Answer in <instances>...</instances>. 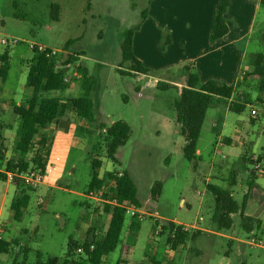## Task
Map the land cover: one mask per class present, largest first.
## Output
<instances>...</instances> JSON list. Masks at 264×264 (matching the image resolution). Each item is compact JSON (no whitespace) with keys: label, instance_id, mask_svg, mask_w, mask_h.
Returning a JSON list of instances; mask_svg holds the SVG:
<instances>
[{"label":"rangeland","instance_id":"1","mask_svg":"<svg viewBox=\"0 0 264 264\" xmlns=\"http://www.w3.org/2000/svg\"><path fill=\"white\" fill-rule=\"evenodd\" d=\"M237 1L240 0H234L230 14H225L227 24L234 30L238 23L247 27L253 23L248 32L249 43L237 44L238 47L243 44L245 53L236 74L239 69L244 71L249 67L254 53L264 50V41H260V31L264 30V5H260L258 11L251 6L239 13ZM246 1L252 5L257 2ZM52 4L60 7L57 21L50 15ZM212 5V0H91L90 3L89 0H0V34L21 41L9 50L8 77L5 82L0 81L3 88L1 99L13 100L15 104L24 98L27 60L33 57L27 44L37 43L57 50L60 62L71 55H79L68 70L67 89L47 95L61 99L81 97L83 89L75 72L76 66L82 65L93 81L88 99L94 114V120L88 121L94 131L91 139L78 134L77 119H73L70 125L62 122L61 127H52L43 172V183L46 184L37 188L23 185L30 189V202L20 221L13 218L10 208L16 186L8 180L9 183H0V199H3L0 225L4 239L12 243L8 252L0 255V264H36L39 253L63 257L70 241L83 244L90 239L87 235L90 228H94L97 236L102 234L107 221L104 200L85 196L89 194L86 191L92 174L91 160L96 154L102 161L99 176L106 177L107 171H127L137 187L140 202L137 207L129 202L123 203L124 207L127 203L137 211L140 226L134 239L128 241L132 217L127 215L121 241L104 257V264H115L120 258L127 260L128 251L131 264L147 263L142 259L152 257L151 244L159 241L169 245L166 233L155 234L156 221L160 225L166 220H176L187 226L191 233L196 231L195 228L213 227V217L219 212L209 184L225 192L238 190L235 198L241 203L249 175L241 168L245 166L251 172L255 164L250 160L243 165L239 158L240 148L220 142L224 137H247V158L250 159L253 153L257 160L264 153V117L259 115L258 121L252 123L250 106L236 113L228 109L227 99L213 97L203 122L198 141L200 153L195 162H188L184 157L185 139L178 122L183 113L185 88L188 87L187 75L182 68L190 62L184 60L186 43H173L171 47L167 40L170 39L171 43L176 33L182 35L178 26L191 22L197 24V27L193 25L196 32L192 38L195 36L199 42L197 47L201 46ZM130 30L134 32L136 42L133 52L135 49L143 60L136 57L149 69L145 74L121 72L129 71L132 66V61L122 59L121 52L122 41ZM185 38L191 39V36ZM2 48L0 46V51ZM202 51L211 56L208 48ZM250 94L253 101L262 96L255 87ZM253 104L258 109L264 107ZM119 120L129 124L131 134L119 149V162L115 163L108 158L99 132L102 126H110ZM0 123L3 125L0 132L7 124L18 127V119L11 108L3 113ZM7 136L6 158L9 159L13 155L15 135L10 132ZM254 143L256 146L252 147ZM36 152L30 153L29 159ZM231 179H236L238 189L230 188ZM106 182V190L115 184L110 178ZM156 182H161L162 188L153 199L151 189ZM259 182L264 184V178ZM49 183L53 185L49 186ZM94 194L98 195L97 192ZM233 219V227L221 233L244 241L243 255L239 242L232 243L230 238L218 236L212 245H208V264H241L244 261V264H254L260 249L247 245L251 237L241 228L240 215H233ZM190 246L194 245L189 243ZM20 247L26 248L28 255L23 258L20 255L13 263ZM164 249L161 246L156 256L160 260Z\"/></svg>","mask_w":264,"mask_h":264},{"label":"trees","instance_id":"2","mask_svg":"<svg viewBox=\"0 0 264 264\" xmlns=\"http://www.w3.org/2000/svg\"><path fill=\"white\" fill-rule=\"evenodd\" d=\"M91 0H89V3ZM264 5V0L260 1ZM230 0H221L216 8L214 23L212 26L210 41L215 42L228 34L229 28L226 23L225 14L228 12ZM90 5L88 4L89 8ZM60 7L57 4L51 5V18L58 20ZM144 16V14H143ZM134 32H127L121 44L122 59L124 61H132L129 71H121L126 74H145L149 72L142 62L134 55L133 52ZM260 41H264V30L260 31ZM71 41L68 42V44ZM170 41L167 40V45ZM9 50L10 47L4 48L0 54V81L5 82L9 73ZM78 54L71 55L65 61H59V57L49 56L45 53L33 51V57L28 63V74L26 78V88L32 91V95L22 105H14L12 103L0 102V118L5 109L11 108L12 112L18 119V127L16 130L15 145L13 155L6 158L5 138L0 135V183L7 182L6 172L25 171L28 169L45 171L47 164V143L49 126L59 120H70L73 116L83 118L89 121L94 120L93 107L89 102L88 95L91 91L93 81L88 76L87 69L82 66H76V80L80 82L83 89L81 97H69L61 99L57 96H49L48 93L61 92L67 89L69 82L66 81L68 70L78 60ZM252 71L243 75V82L247 90L238 91L236 88L239 83L226 84L216 79H208L202 82L199 75L194 72L192 65H186L182 71L187 75V85L185 88L184 108L181 116L178 117L180 124V132L185 139L183 154L188 162H195L198 159V141L200 138L203 122L206 118L207 110L213 97L233 99L229 104L232 112L241 113L247 106L255 102L263 104L264 98L252 100L250 90L256 88L259 93L264 96V50L256 52L252 56ZM251 77L252 80H248ZM241 84V85H242ZM253 122L258 119H251ZM105 130V131H103ZM131 134V128L125 121L119 120L110 126H102L99 137L103 139V144L107 152L108 158L115 163L119 162L118 151L126 144ZM37 150L36 154L29 159L30 153ZM100 156L96 154L91 160L92 174L86 193L97 192L104 200L103 210L107 214L106 226L102 234L97 236L94 228L88 231L87 239L83 244L77 241H70L67 252L63 257L44 256L39 253L36 264H104V257L112 253L121 241L122 232L126 220V209L124 202L138 206L137 187L127 171H107L100 177L98 174L102 166ZM255 164L249 175V189L255 185L257 178L256 164L252 159H248L246 152L243 153L241 161L243 164L248 161ZM3 167V169H2ZM107 178L115 180V184L106 190ZM12 183L16 186L17 192L11 203V211L13 218L20 221L30 202V194L28 189L23 187L24 183L19 179H15ZM28 187V186H27ZM209 189L215 196L216 206L221 209L218 219L219 229H230L233 225L232 214L241 213V223L249 222L252 226L246 229L247 233L258 231V222L254 218L246 216L244 211L246 208L247 195H245L242 204H239L230 192H225L217 186L208 185ZM161 182H156L151 189V196L154 199L161 192ZM30 190V189H29ZM254 221V222H253ZM159 224L158 221L155 222ZM140 226V220L137 216L132 217L129 225L128 241H132L135 233ZM167 234V242L172 249L184 244L189 239H194L197 233H191L184 230L183 224H177L173 221H163L162 232ZM11 242L5 239L0 241V255L7 253ZM16 246L19 243L15 242ZM93 245L94 249L90 250ZM83 247L84 251L78 253L77 249ZM23 247L16 252L13 263L22 253ZM115 264H128L125 258H120ZM151 264H162L159 260L152 259Z\"/></svg>","mask_w":264,"mask_h":264},{"label":"crops","instance_id":"3","mask_svg":"<svg viewBox=\"0 0 264 264\" xmlns=\"http://www.w3.org/2000/svg\"><path fill=\"white\" fill-rule=\"evenodd\" d=\"M221 0H212V3L214 5H212V9L210 11V16H209V23L207 25V28L205 29L204 32V42L201 44V46L197 47L199 42L196 41L195 36L192 38V34L194 32H196V28L197 24L196 23H191V22H186L184 23L185 26H178L181 28L182 31V35H179V33H176L174 36V39H172L171 43L169 46L172 47L173 43H177L180 44L181 43H186L187 44V49L186 51H184L185 53V59L186 61L190 62V65L193 66L194 68V72H196L201 81L205 82L206 80L210 79V77H214V78H218L217 80L221 79L224 80L223 83L226 84H234L236 85L237 83V90L238 91H242V90H247L246 86L244 84H242L243 82V75L248 74L252 71V61L249 65V67H246V69L244 71H241L236 74V71L238 70V68H240V64L241 61L244 57V47L243 44L238 47L237 44L238 43H242L243 41H245L246 44L249 43V38H248V32L251 30L252 28V23H250V26L247 27L245 24H237V29L235 28L234 30L231 28V26L228 25L229 31L228 34L226 36H224L223 38L215 41V42H211L210 41V34H211V30H212V26L214 23V18H215V9L217 8V6L219 5ZM237 1L238 4V12L242 13L244 11L249 10V7L254 6L255 7V11L259 10V7L261 5L260 1L261 0H257V2H255V4H248L246 0ZM233 3L234 0H230V6L228 9V12L226 13V16H228L231 12V10L233 9ZM214 8V9H213ZM239 21V20H238ZM227 23V22H226ZM195 27H194V26ZM177 27V28H178ZM179 29V28H178ZM191 36V39H187L185 38V36ZM206 35V36H205ZM178 36V37H177ZM135 38V36H134ZM135 39H133V46L135 48ZM170 40V39H169ZM206 48L209 49V53H211V56H206L204 53H202V50H206ZM196 50V51H195ZM4 51V48H2V51H0V54H2ZM134 53H136L135 49H134ZM255 54V53H254ZM213 55V56H212ZM219 55V56H218ZM21 57H23V55H20ZM135 56H137L141 61L143 60L141 57H139L137 55V53L135 54ZM32 59L29 58L27 60V66L29 61ZM77 74V71L75 72V75ZM218 76H222V77H218ZM226 76L227 79H224ZM226 80H228L226 82ZM248 80H252L251 77L248 78ZM242 84V85H241ZM23 88L25 89L26 93L24 98L21 101H18L14 104L13 100H3L1 99V95L3 94V88L2 86H0V102H5L7 103H12L14 105H22L24 104V102L30 98V96L32 95V91L28 88H26V83L24 84ZM55 93V92H53ZM259 98H264V96L262 95L261 97H257V99ZM235 99V97H233L232 99L228 100L229 104L230 102ZM257 104H260L258 102H255ZM263 106V104H260ZM250 107L256 108L255 104L250 105ZM228 109H229V105H228ZM230 110V109H229ZM7 111V109H5L2 112L3 113ZM2 117V116H1ZM1 119V118H0ZM73 119H77V124H78V134L80 135V133L86 137L89 136L90 139L93 138V134L94 131L92 129H90L91 124H88L89 120L83 119V118H78L77 116H73L70 120H59L58 122H54L52 123L49 128L47 129L46 133H48V135L51 134L52 127L55 125V127H59L61 125L62 122L67 123L68 125H70L72 123ZM252 119V118H251ZM252 123H254L251 120ZM3 127L2 123H0V129ZM61 127V126H60ZM64 128L66 126H63ZM68 127V126H67ZM69 129V128H68ZM10 130V132H13L15 135V139H16V130L17 127L15 128L14 126L11 125H5V129L1 130L0 135H2L5 138V145H6V149H7V135L10 132H5ZM49 142H50V137H48V147L49 148ZM220 143H224L226 145H236L240 148L241 153H240V157H242L243 153L246 152V145L249 144V141L244 137H234V139L229 138V137H224L222 138ZM15 145V143H14ZM256 143H254L252 145V147H255ZM48 151V149H47ZM7 153V150H6ZM198 156L200 153V150L198 148L197 150ZM14 154V153H13ZM247 155V154H246ZM12 156V155H11ZM10 156V157H11ZM47 158H48V152H47ZM250 159H252L254 162H258L256 164L259 165L258 171H257V178L255 180V185L253 188L249 189V175L250 173L247 171L245 166H242L241 170L243 172L248 173V178L246 180V187H244L243 191V199L241 201V203L239 201H237V199L235 198V195L238 194V190L236 189H229L228 192H230L232 194V196L234 197V199L239 203L242 204L245 195H247L248 199L246 202V208H245V215L254 218V221L258 222V231H252L251 233H248V235H250L251 239L253 237H255L256 242L259 243H255L252 244V242L250 241L249 243L247 242V245L251 246L253 249H260V252H257V257L254 260V264H264V184L259 182V179H263L264 178V153H262L259 158H257V160L255 159V155L253 153L250 154ZM244 165V164H243ZM74 167H72L73 169ZM91 180V179H90ZM5 183H9V182H5ZM90 183V182H89ZM242 183V182H241ZM46 184L43 183L42 185ZM49 186H52V183L48 184ZM89 185V184H88ZM238 187V183L236 181V179H231L230 182V188ZM238 189V188H237ZM8 192H6L7 195ZM237 196V195H236ZM3 202V199H0V206ZM219 214L221 213V209L218 207L217 208ZM219 214L214 215L213 217V222L214 225L211 228H195L196 231H193L192 233H197L194 239H189L187 240L184 244L176 247L175 249H172L170 245H164L163 242H159L156 241V244H151V250H152V257H144V259L142 260H146L147 263H143L142 264H151L152 259H156L159 260L162 264H208V258H209V252H208V245H212V243L214 242V240L216 239V237L220 236V237H225V238H230L231 242L233 243L234 241L239 242V250L241 252V256L243 255V251L245 250V245H243L244 241H242L241 239H239L238 237H234V236H227L225 234H222L221 231L222 230H226V229H219L218 226V219H217V215L219 216ZM240 215V226L241 228L246 231V229H249L252 224L249 222H246L245 224L241 223V213H235L232 214L231 217L233 219V215ZM166 221H173L177 224H181L179 222H177L176 220H166ZM253 221V222H254ZM131 222V221H130ZM130 225V224H129ZM233 225H234V219H233ZM232 225V227H233ZM231 227V228H232ZM230 228V229H231ZM227 229V230H230ZM88 233V231H87ZM88 235V234H87ZM4 239V236H3ZM6 240V239H5ZM7 241V240H6ZM192 243L194 246H190L188 247V244ZM163 246L165 247L164 252L161 253V260L158 259L156 256L159 254V250L160 247ZM2 255V254H1ZM28 255V251L27 249H22V253H21V258L23 257H27ZM39 255V254H38ZM129 255H130V251L127 252V262L128 264L130 263V259H129ZM38 258V257H37ZM140 262H136L135 264H141ZM244 262H242L241 264H244Z\"/></svg>","mask_w":264,"mask_h":264},{"label":"built area","instance_id":"4","mask_svg":"<svg viewBox=\"0 0 264 264\" xmlns=\"http://www.w3.org/2000/svg\"><path fill=\"white\" fill-rule=\"evenodd\" d=\"M21 41L17 38H8L6 36H3L0 34V46L7 48V47H14L18 45ZM28 48L31 51H37L40 53H45L49 56H56L58 54L57 50L50 49L42 44H37V43H28L27 44ZM259 115H262L264 117V107L262 109H258L251 107L250 111V117L254 120L259 118ZM105 131V130H103ZM256 168H259V165L256 166ZM7 180L8 181H13L16 178L19 179V181L23 182L26 186L31 187V188H37L39 187L44 180V175L43 172L40 170H35V169H28L25 171H8L6 172ZM87 198H95L96 200H103L100 195H95L94 192H90L89 194L85 195ZM125 209H126V215H129L131 217L137 216L139 217V214L137 211L131 207V205L125 203ZM184 230H188V227L184 225ZM162 232V223L160 225H156L155 229V234L159 235ZM3 240V229L2 226L0 225V241ZM252 244L256 243V239L252 238L251 239ZM94 246H90V250H93ZM78 253H82L84 251L83 247H79L77 249Z\"/></svg>","mask_w":264,"mask_h":264}]
</instances>
